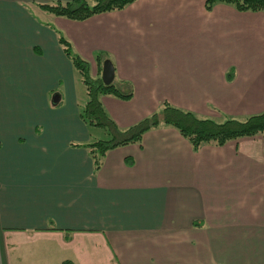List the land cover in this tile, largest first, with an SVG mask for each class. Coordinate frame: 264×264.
<instances>
[{
	"label": "crops",
	"instance_id": "0c3cea01",
	"mask_svg": "<svg viewBox=\"0 0 264 264\" xmlns=\"http://www.w3.org/2000/svg\"><path fill=\"white\" fill-rule=\"evenodd\" d=\"M0 0V230L5 264H264V139L194 152L162 126L110 151L95 174L65 37L129 100L101 102L121 129L168 103L202 119L264 113V12L206 0H136L84 21ZM64 86V88H63ZM95 141V140H94ZM81 146V147H80Z\"/></svg>",
	"mask_w": 264,
	"mask_h": 264
},
{
	"label": "trees",
	"instance_id": "16d2710c",
	"mask_svg": "<svg viewBox=\"0 0 264 264\" xmlns=\"http://www.w3.org/2000/svg\"><path fill=\"white\" fill-rule=\"evenodd\" d=\"M136 0H69L52 4H40L38 7L53 17H62L75 21H84L93 16L120 11ZM232 5L239 11L264 12V0H206L207 9L216 4ZM58 41L67 58L73 64L86 93V103L80 108L81 121L89 129H100L109 139H100L84 145L88 150L97 174L103 167L106 155L119 147L142 145L144 135L162 126L174 128L190 144L194 152L205 146L224 147L232 141L242 138L262 137L264 139V113L244 120L226 118L223 121L202 119L194 113L165 103L159 112L141 122L121 129L107 114L102 105L103 96H112L120 100H129L134 95L132 86L115 83L105 86L101 77L93 78L89 63L75 53L71 43L58 34ZM107 54L100 53L97 61L100 65L107 60ZM122 86L129 88L128 92ZM81 147V146H80ZM63 264H73L66 261Z\"/></svg>",
	"mask_w": 264,
	"mask_h": 264
},
{
	"label": "rangeland",
	"instance_id": "374dc122",
	"mask_svg": "<svg viewBox=\"0 0 264 264\" xmlns=\"http://www.w3.org/2000/svg\"><path fill=\"white\" fill-rule=\"evenodd\" d=\"M36 15H38L39 19L42 20V21L50 22L51 24L53 22V16L50 15V14H48L47 12H45L42 9H40L39 11H37L36 12ZM78 78H79V76H78ZM80 80H81V78L78 79V86H77L78 94L80 96H77L78 97L77 100H78V103H79V107L81 108L82 106H84V104L86 103L87 99H86L85 89L83 87L84 85L81 83ZM63 88H64V86H63ZM122 89H124V91H127V92L129 90V88L126 87V86H122ZM158 112H159V110H158ZM90 130H92V133H93V138H92L93 142L98 141L100 139H109V136L107 134H105L103 130H100V129H90ZM1 234L2 233H1V230H0V264H5L4 263V249H3V243H2V236H1Z\"/></svg>",
	"mask_w": 264,
	"mask_h": 264
},
{
	"label": "water",
	"instance_id": "95a60500",
	"mask_svg": "<svg viewBox=\"0 0 264 264\" xmlns=\"http://www.w3.org/2000/svg\"><path fill=\"white\" fill-rule=\"evenodd\" d=\"M101 77L105 86H111L115 83V67L110 60L104 62Z\"/></svg>",
	"mask_w": 264,
	"mask_h": 264
}]
</instances>
